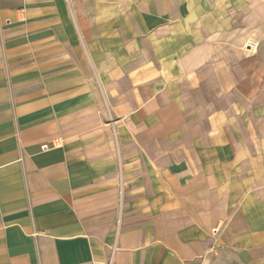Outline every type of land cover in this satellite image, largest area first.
Masks as SVG:
<instances>
[{"label":"crops","instance_id":"obj_1","mask_svg":"<svg viewBox=\"0 0 264 264\" xmlns=\"http://www.w3.org/2000/svg\"><path fill=\"white\" fill-rule=\"evenodd\" d=\"M0 264H264V0H0Z\"/></svg>","mask_w":264,"mask_h":264},{"label":"built area","instance_id":"obj_2","mask_svg":"<svg viewBox=\"0 0 264 264\" xmlns=\"http://www.w3.org/2000/svg\"><path fill=\"white\" fill-rule=\"evenodd\" d=\"M42 149H46V146H42ZM120 203H121V195H119L118 197V206H120Z\"/></svg>","mask_w":264,"mask_h":264}]
</instances>
